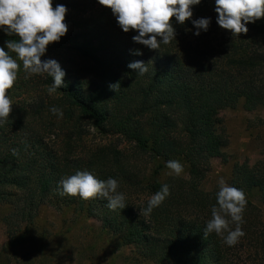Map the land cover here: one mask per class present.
Returning a JSON list of instances; mask_svg holds the SVG:
<instances>
[{"label":"trees","instance_id":"1","mask_svg":"<svg viewBox=\"0 0 264 264\" xmlns=\"http://www.w3.org/2000/svg\"><path fill=\"white\" fill-rule=\"evenodd\" d=\"M53 4L66 5L68 12L81 16L47 49L72 59L71 65L58 61L66 75L65 86L55 92L56 100L47 107L39 102L12 103L7 123L0 125V203L9 205L3 221L10 239L7 257L0 264L13 260L49 264L56 257L36 258L33 249L43 237L34 229L44 206L72 207L101 220V228L113 236V253L135 246L139 263L241 264L239 246L247 242L259 248L255 254L257 259L263 257L264 264L260 208L247 198L255 190L264 194V157L253 165H234L231 184L242 189L247 199L245 236L236 245L227 246L214 232L205 235L218 189L202 188L206 161L224 156L223 148L229 143L220 111L230 100L242 97L264 103V18L249 23L247 33L232 35L225 30L218 39L216 33L223 28L216 23L214 0H203L193 6V17L184 24L172 18L176 40L149 50L133 42L137 33L123 32L111 10L98 0H53ZM201 17H210L211 24L207 32L196 36L191 19ZM9 39L18 37L0 32V47ZM137 50L142 55H135ZM137 60L147 64L142 76L127 67ZM45 82L50 86L52 78ZM112 84H117V91L110 88ZM53 106L62 109V118L50 112ZM84 121L123 135L135 142L136 151L126 153L116 145L103 144L79 153ZM61 131L65 137L58 145L52 136L59 137ZM145 154L165 161L183 160L190 176L148 179L136 163V157ZM78 170L102 180L115 178L126 207L111 210L105 199L61 196L58 182ZM164 184L171 195L145 215L147 201ZM139 193L148 196L135 205L128 197ZM18 244L31 251L19 252ZM87 260L94 264L92 257Z\"/></svg>","mask_w":264,"mask_h":264},{"label":"clouds","instance_id":"2","mask_svg":"<svg viewBox=\"0 0 264 264\" xmlns=\"http://www.w3.org/2000/svg\"><path fill=\"white\" fill-rule=\"evenodd\" d=\"M99 4L109 8L119 27L125 33L135 31L132 40L146 46L149 50H158L162 44L176 40L174 22L184 24L193 17V6L200 5L203 0H98ZM215 12L218 14L216 23L232 35L247 33V25L264 18V0H214ZM68 12L66 5L57 4L53 8V0H0V32L18 40H6L0 47V125L7 123L12 112L11 93L18 79L22 62L28 77L47 74L52 83L47 91L49 95L65 86V70L60 63L52 58L42 60L48 46L59 42L68 32L65 17ZM175 18L174 22L172 18ZM195 27L194 35L207 32L211 24L210 17L191 19ZM159 38V39H158ZM7 49V51L5 50ZM9 50L16 54L13 58ZM135 55H142L137 50ZM127 67L138 75L147 73V64L137 60ZM117 91V84L110 85ZM50 112L58 118L63 111L55 106ZM15 154V150H14ZM166 167L170 174L180 176L184 166L178 160H168ZM216 204L211 208V219L207 222L205 235L215 233L223 237L224 243L231 247L245 236L242 225L247 199L242 189L229 185L223 178L218 182ZM57 189L61 196H79L89 199H105L111 210L126 207L125 195L118 191L119 182L109 177L106 180L97 178L87 170L76 171L74 175L58 182ZM171 195L168 184L152 195L143 210L145 215L159 207ZM232 225H235L233 228ZM226 233V235H225Z\"/></svg>","mask_w":264,"mask_h":264},{"label":"rangeland","instance_id":"3","mask_svg":"<svg viewBox=\"0 0 264 264\" xmlns=\"http://www.w3.org/2000/svg\"><path fill=\"white\" fill-rule=\"evenodd\" d=\"M53 8H55L53 4ZM86 15V14H84ZM81 16L76 11L67 12L65 22L68 26L73 25V20ZM217 18V17H216ZM220 28V27H219ZM225 29L218 31L216 36L218 39L224 37ZM219 42V41H215ZM221 42V41H220ZM9 54L13 58H17L14 52L9 50ZM47 58H52L65 65H71V57L62 52L52 51L46 54ZM18 73V79L11 93V101L15 105L30 106L35 102L42 103L45 107L56 100L57 94H48L49 85L45 82L48 78L47 74L33 75L28 77L22 67ZM47 114V110L43 113ZM219 116L222 119V127L225 128L228 135L229 143L223 148L224 156L211 157L206 161V177L202 181V188L206 190L218 189V182L223 178L229 185L232 181L234 165L250 164L253 165L264 157V103L260 101H249L242 98L232 99L228 105L220 111ZM83 141L79 146V153H84L91 147L103 144H113L124 150L126 153H134L136 151L135 142L128 140L119 133L110 131H101L93 124H83ZM59 137L55 134L52 139L58 145L63 140L64 132H58ZM136 162L142 165L146 178L152 180L164 181L169 176L171 170L166 167V161L160 158L153 159L147 154L136 157ZM184 166V172L180 177L188 178L190 176L189 166L183 160H178ZM145 193L133 194L128 198L135 204H141L147 199ZM253 203L260 208L262 223L258 225V231L264 234V194L259 190L250 192L247 195ZM9 205L0 203V260L5 261L8 254V241L10 240L7 233V226L4 223L3 216L8 212ZM101 220L81 211H74L72 207L56 208L54 206H44L36 220L37 228L35 233H40L45 241L40 240L35 244L36 258L46 255L51 258L49 264H89L87 258L92 257L94 264H155L154 262H137L135 256V246L123 247L120 251L113 253L115 248L113 236L106 233L101 228ZM43 229V230H42ZM47 229V232L45 230ZM18 250L29 251L27 247L22 249L18 244ZM239 247L242 255L241 264H262V259H257L254 246H250L247 242H243ZM91 248V249H90ZM251 249V250H250ZM31 251V250H30ZM43 253V254H41ZM89 253V254H88ZM261 253V251H260ZM262 254V253H261ZM34 255V254H33ZM15 263L16 261L13 260ZM8 264V262L6 263Z\"/></svg>","mask_w":264,"mask_h":264}]
</instances>
